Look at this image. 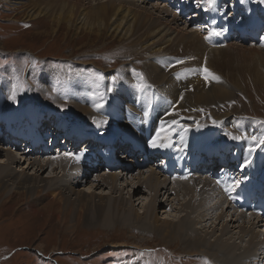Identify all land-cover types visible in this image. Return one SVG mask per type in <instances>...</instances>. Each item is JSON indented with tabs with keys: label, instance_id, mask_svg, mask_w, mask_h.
I'll return each mask as SVG.
<instances>
[{
	"label": "bare ground",
	"instance_id": "6f19581e",
	"mask_svg": "<svg viewBox=\"0 0 264 264\" xmlns=\"http://www.w3.org/2000/svg\"><path fill=\"white\" fill-rule=\"evenodd\" d=\"M115 1L117 0H99L98 3H94L97 6H91V8H86L79 0H60V5L57 4L59 6L58 9H52V4H50L51 2L49 4H46V9L49 11L48 14L51 15L53 18H59V20L60 18H62L63 20H65L70 28L71 26H76L79 28H92L94 25H106L107 28L113 30L114 32L120 34L123 37H128L129 39L130 33L133 32L134 27L138 26L140 22V17H142L144 13L141 14L139 12V14L136 15L134 13L135 10H133L134 8L132 6H126V4H128V2L131 0H120V2L118 3L119 5H115ZM194 1L195 0H193L192 2ZM217 1L219 2L220 0H215V2ZM230 1L231 0H228V2ZM250 1H252L253 3L257 2L260 5L264 3V0ZM20 2L24 1L21 0ZM240 2L242 3L241 0H238L236 3L239 4ZM243 2H246V0H243ZM131 3H135V1H131L130 4ZM182 3L184 6V13H180L176 9V14L180 15V17H186L189 13V15L192 16L190 19L192 20L191 23L195 24H200L201 21H205V18L201 15L202 13L205 14L207 12L203 6V0H201V5L199 6H191L190 4H186L187 1H183ZM173 4L171 5V8H175ZM60 6L62 8H60ZM224 6L226 7L227 11L230 12L231 9L228 7V3H226ZM153 7H155L157 10L159 9L161 13H170V11L167 10L168 4L161 5V3H157L153 5ZM190 8H192L191 11ZM64 9H68V12H65L66 14H64L63 17H60V14H62V10L64 11ZM209 10L211 14L215 13L214 8ZM42 12L43 8L39 11V13L42 14ZM35 13V11H31L28 15L31 16ZM197 13L199 15H196ZM232 13L237 16L243 17V15H241L238 9H233ZM170 14L172 15V17H175L172 12ZM250 14H253L251 10ZM235 15H233V17H235ZM197 17L198 19H195ZM201 17H203L202 20ZM244 18L246 19V17ZM155 24L156 23L146 29L147 31H145L146 33L144 34L146 36H150L149 39H146L147 41L144 49L149 48V52H151V54L152 52L154 54L163 50L162 47L159 48L158 46L169 45L178 32L176 29L177 27L171 24L168 26H165L163 24L155 26ZM138 30L136 29V32ZM260 30H262V33L264 32L263 21L262 23L255 26L253 29V31ZM194 32L195 34H188L185 38L190 42L195 43L194 49L199 52V57L203 56V60H205V57L210 58L212 56L210 54L216 52V50L220 47H226L229 45L231 47L234 44L231 41H228V39H223L221 42L226 43L223 46L220 45L221 42L217 45L210 46L207 45V43L203 40V32L201 28H197ZM238 37L239 35H236L235 40H238ZM185 38L180 40V43H183L185 41ZM239 40L244 42V40L242 39ZM188 45L191 46L190 44ZM243 47L245 48L246 46L243 45ZM247 51H249L251 55L246 54L245 56H241V54L240 56L244 58H241L243 59V61L241 60L238 63L236 62L237 59L235 60V57L239 55L238 52L236 54H232L228 51L221 56L223 60L228 61L227 66H224L225 70H227L226 68L231 66L235 67V70L231 75V79H238L242 77L241 75H243L244 73H241L245 69V71H247L248 73L256 68L257 62L260 61L261 57H259L257 60L255 59V57L258 56L262 50L256 49L253 46ZM145 67L147 68L146 65ZM189 67L191 69L190 71H181V74L178 75L181 77H183L184 75L183 79H181V83L182 86L187 90L181 89L179 87V83H173L176 80L173 76H170L169 79L171 83H169V87H165V90L162 91H159L160 89L158 90L157 88H155L157 89L156 91H159V93H162V96L168 99L170 106L164 107L159 102H155L154 109L156 110V113L154 112L155 114H153L152 112H149V115L147 117L144 116L146 106L144 107L145 103L143 101L147 100H144V94L148 91V89L146 88L152 85L147 81L144 87H135L137 99H139V91L142 90L140 96L143 97H141L142 102H139L141 103L139 106L130 105L131 103H133V100L130 99L129 104L125 103L123 107H119L118 102L121 101L119 99L120 95H113L114 99L111 101L110 104L113 106L116 103L119 108L118 112L124 115V119L118 117V112H116L113 108L114 106L112 107L110 104H101L98 102L97 105L101 104L102 107L97 108L95 106H89L86 103L80 101L79 103L72 102L74 100H77L76 98L79 95L78 91H80V89L82 88L78 86L79 84H77V86H75L74 88L75 93L68 99L70 102L68 106L69 115H74L76 116V118L91 123V121H93L92 116L94 112L97 111L99 113L100 119L96 121H106V123L98 125L95 124V122L94 125L90 126L74 125V128L72 127L73 130H71V135L66 134V131L68 133V129L70 127L66 126V128H68L66 129L63 128L60 123L59 125L53 124L52 117L50 118L48 116H41L38 119L37 116L40 115V112H37L39 110L37 107H33L36 108L37 111H35L34 109H32V107L30 108V105L27 104V106L20 107L22 109L21 111L19 107H17L16 110L14 108L13 110L16 112L12 113L10 111V109L12 108L5 107V105L8 103V100L12 105H16L18 102L10 100L9 97L12 94V90L8 87H5L1 78L0 153L5 150L4 148H6L7 151L5 150V157H0V201L6 203L7 207L11 208L12 206H18L19 204L29 200L31 205L34 207L32 208V213L41 216L46 215L47 212L53 214L56 213L57 220L62 224L64 222V218L60 215V213L65 207V204L68 202L71 208V211L68 214L71 215L72 212L76 213V225L81 222L87 225H93L97 222H101L105 223L106 227H115L118 223L121 222L123 224L122 226L125 225L128 227H136L138 231L146 235L149 233L162 234L161 242L165 246H168L167 243L180 239V242H177L175 246H179L181 244L184 249H180V251L185 254L198 256L199 258L203 259L204 264H263L264 236L262 233L263 230L261 229L262 225L264 226V221L262 220L263 217H258L255 215L254 217H252V214L249 215L248 213H244L235 209V207H233L232 204L229 203V201L220 192H218V187L215 184L216 176L211 177L213 171L211 173L209 171V176L199 175L198 178L195 177L193 179L182 176V174L180 173V169L183 167L184 163H187L188 166L191 168V173L194 171L195 168H197V165L199 167L210 166L207 162L210 161L209 158L211 154L207 153L201 156L200 153V151L205 148L206 143L209 139H203L201 148H199L200 146L197 148H195L194 146L197 141H201L200 137L203 133L199 135V132L204 129V125L207 124L206 120L208 122V125L206 126L207 128H209L210 124L213 126V129L209 130V132H212L213 135L222 134L223 138L217 139L218 141L226 140V134L233 131L239 132V134L236 132L232 133L235 136L243 137V132L244 134H247L250 138L252 136H256V134L253 135L252 132L249 133L243 127V123L250 124L253 120H249V118H247L246 116V113H244V117L246 119L244 117L242 119H239V114L238 116L236 115L238 112H227L224 114H220V116L218 117H215V115L213 114H209V112L207 114L204 112V123L200 124V126L198 127L196 125V123L198 122L191 121L194 123L189 126L190 128H192L188 132V137L187 135L184 136L183 133L185 131L181 130V126L189 125L188 121H190V115L195 114L194 117L198 119L200 117L199 115L203 114V108L208 107L212 103L215 104V102L217 103V106H214V108L219 110L225 102H223L222 100H225L226 98H232L234 95L232 93H228V84H230L229 82L225 83L227 85L217 84H222V82L226 80L223 79L222 76L221 79L223 80L209 81V83H207L199 78V75L196 72L199 71L198 68H194V66ZM172 71L174 70L172 69ZM124 74L127 76L126 73ZM263 75L262 77L258 76L260 84H264ZM48 77L49 76L40 78L41 80H43L41 81V84H44L45 86L54 85L50 78L48 79ZM147 79H151L152 81L155 80L154 77H148ZM154 82L156 83V81ZM123 86L127 88L129 87V84L127 86ZM153 87L155 86L152 85L149 91H152V89H154ZM188 90H190L191 92ZM129 92L130 91H128L127 94L122 96L127 97ZM85 99L87 98H84L83 96L82 100ZM150 99L151 97L149 98V100ZM218 100H221V102H218ZM61 104L65 105L64 103ZM110 110L112 112H110ZM28 115L35 117L33 119H29L28 122L26 121ZM140 116L141 119L139 122L138 118ZM5 119L7 120V122H5ZM142 119L144 121L143 124L141 123ZM146 119L148 120V122L145 128ZM172 120L177 121V124L172 126L175 128L174 132L176 134L172 132L170 137L163 141L164 143H171L172 146L156 148L151 147L149 141L155 135L157 129L160 127L161 122H164L166 125H168ZM213 120L217 121L218 123L212 124ZM38 123H41V125L42 123H45L50 127V130L54 131L48 137L46 129H44L43 131V129H41V126ZM220 123H222L221 126H224L228 130L226 134L222 133V127L218 128L217 126H215L217 124L219 125ZM81 127L82 129H80ZM249 128L255 129V131L259 133L258 127L249 126ZM105 132L112 133L113 136L109 137V133ZM72 133L79 134L73 135ZM96 133L97 135L95 136ZM173 133L175 134L174 136ZM84 134H91L92 142L90 143L84 140L76 148H83L85 144L86 146L90 145L92 147V144H94L95 142L98 143L97 140L102 139L104 144H99L104 145L105 147L121 145V148H124L125 146L119 144L120 141H123L124 143H128V145L133 147L134 149V151H129L128 148L125 147L124 149H122V154L118 155L117 152L113 153V158L115 159H112V154L111 152L109 153V151H103V153L101 154L98 151L94 152V150H92L91 154H86V163L90 166L88 168V171H91L93 169L94 164H103V167L106 169V171H103L101 175L98 174L97 176L98 180L102 182V186H107V184H111L110 190L107 193L96 192V189H100L102 187L100 186V182L92 186L93 190H89L88 188V190L85 191L84 189L80 190L75 187L81 183V180H85V183L88 182V179H90L91 175L82 171L76 172L77 169L80 168V166L77 167V161H79V159L77 160L72 158L71 156H66L64 154L72 153L79 156L80 153L83 154L84 152H88L89 150H91L90 147L78 151L76 150V148H70L66 144L61 145L58 151H54L51 154H42L43 152L52 149L48 146V142L50 140L53 144L56 145L59 144L58 142L62 139L61 137H65V139H74L76 137H81ZM43 136H45L46 138L43 139ZM229 139L232 140V143L235 144V148L238 149L239 154H236L235 159L232 158L233 156L229 157V159H231L232 161H227V164L219 168V170L225 168V170L221 173L224 175L230 173L231 180L239 179L241 180V182L250 185L254 192L255 189L259 190L263 182L262 180L260 181L257 179L258 176L263 177L264 181V154L262 153L264 152V146L257 148V151H260L262 153L258 156V160H260L259 165H257V163L253 166L251 165V167H255V165H257V168L247 167L245 169H241L240 164L243 162L244 157L248 155L247 150L252 141L251 139L249 141H246L245 137L244 139L240 140H234L230 137ZM20 140H24L25 142L33 145V148H15L16 145L20 144ZM38 146H41V151L39 150ZM94 146L96 145H93L92 148H94ZM217 146L221 149V146ZM226 149H229V151L231 150L229 147H226ZM127 150L131 154L132 160L126 158L129 156V154H127L126 152ZM257 151L251 154L252 157L254 156V154H256ZM34 152H36L37 154H34ZM222 155L220 153H217L215 155V158L217 159L214 162V165L217 166L220 164L219 161H223ZM193 157H195V159L190 162ZM203 157L205 159L201 160V158ZM22 159L28 161L27 170L31 169L34 173L30 174L26 172L27 170L23 171L22 169L23 172H21L24 174L17 176V173L14 172V163L20 162V160ZM144 160H146L148 164L144 163ZM235 161L237 162V166L234 167V169H229L228 166L230 162ZM176 164L177 168H174ZM200 164H203V166H201ZM115 165H120L121 167L123 166L124 168H128L130 170L128 171L130 172L128 175L131 174V176L132 173H140L141 171L142 174H148H145V177H141L139 181H137L139 177H132V179L127 180V184H122L121 187L118 189L116 187L118 181V176L116 175L117 173L107 171L113 169ZM135 166L138 168H135ZM50 167L53 169L52 174L47 177H43L42 173H45ZM212 168H215V166ZM58 169H60V172L57 174ZM219 170L217 171L216 175H219ZM72 173H78V175L75 176L72 175ZM234 175L238 177L236 178ZM56 177L59 178L56 179ZM61 177L63 179H61ZM66 177H69V179L67 180ZM173 177H176V179H174ZM240 177H243V179H240ZM109 178L111 181H107V179ZM50 179L51 181H49ZM56 180L59 182H57ZM134 181H137V183L134 184ZM172 182L173 185L171 184ZM187 182L194 183L195 185L191 186V184H187ZM144 183H146L147 185L144 186L145 189H142ZM166 184H170L169 186H172V190L170 191L175 193H172V195L175 196L172 197L171 200L172 202H175V211L176 209H179L180 212L178 211L179 213L172 217L166 216L160 218L157 215L156 209L160 205H162V203L160 204V202H158V197L161 191L162 196H166V193H164V191L167 190L164 189ZM199 184L202 185V188L200 189L197 186ZM133 187H137L138 189H132ZM147 188L149 190H154V197L150 195V199H148V201H142L140 209L135 208L133 203L135 200L134 197H136V191L139 190L140 192H142L143 190L144 193H147ZM182 189L184 192H186L185 195H188L187 197L189 199V202H183L180 205H177L176 202H178L179 204V201L181 200V198H179L180 193L178 192H183ZM124 190L128 191L127 193L129 194V196L126 197L127 199H123L121 201L113 200L112 194L114 191L121 192V195L124 194ZM195 192L200 194H197V197H195ZM210 192L213 195H211ZM168 194L169 195L167 196L166 200L170 198V192H168ZM187 197L185 196V198ZM220 197L224 199L222 200ZM211 202L215 203L210 205ZM217 204H219V206L223 205L226 209L220 211L219 214L217 213L218 218H222L227 214V219L229 222H221L218 220L216 221V223H212V225H215V227L212 226V230L210 232L205 231L206 222L208 220H212L211 212L220 210ZM110 220L115 221L111 222ZM139 222L142 223L139 224ZM219 224L221 225V227ZM138 226H141L142 230L138 229ZM257 228L259 229V231L257 230ZM119 244H121L120 246L127 245L124 243Z\"/></svg>",
	"mask_w": 264,
	"mask_h": 264
},
{
	"label": "rangeland",
	"instance_id": "374dc122",
	"mask_svg": "<svg viewBox=\"0 0 264 264\" xmlns=\"http://www.w3.org/2000/svg\"><path fill=\"white\" fill-rule=\"evenodd\" d=\"M20 1L21 0H0V79L2 78L5 87H8L11 90H13L14 85H17L16 99L10 100L18 103L16 105H12L8 100V103L5 105V107L12 108L10 109L12 113L16 112L13 110L14 108L16 110L17 107L20 108L22 106H27V104L35 111L37 110L33 107H37L39 109L37 112H40V115L37 116L38 119L41 116L52 117L53 122H55L56 125L60 123L63 128H66V126L70 127V130L68 128L66 129H68V134L71 135V130H73L74 125L90 126L95 123L93 118H95V121L100 119L97 111H95L92 116V124L76 118L74 115H69L68 106L70 102L68 99L75 93L74 88L77 84H79L78 86L82 88L78 91L79 95L76 98L77 100L72 102L79 103L80 101L89 106H95L98 102L109 105L114 99L113 95L115 94L116 96L120 95L121 97H119L121 100L118 102L119 107H123L125 103L129 104L130 99L133 100L134 103H131L130 105L139 106L141 104L139 102H142L141 97L143 96H140V93H142L141 90L138 94L139 99L136 98V88L144 87L147 81L155 86L153 87L154 89L157 88L158 90L160 89L159 91H162L165 90V87L170 86L169 83L171 82L169 78L170 76H173L176 80L173 83H179V87L181 89L187 90L181 83V79H183L184 75L183 77L178 75L181 74V71H190L191 69L189 66H194V68L196 67L199 70L196 71L199 78L207 83H209V81L226 79L222 82V84H217L227 85L225 83L229 82L228 93H232L234 95L232 98L222 100L225 102L219 110L214 108V106H217V103L215 102V104L212 103L208 107L203 108V114H198L200 116L198 119L194 117L195 114H192L193 117L190 115V121H188L189 125H187L188 131L183 133L184 136L187 135L188 137V132L190 130L189 126L195 121L198 122L196 125L203 124L205 113L207 114L208 112L209 114L215 115V117L227 112H238L236 115L238 116L239 114V119H242L244 117V113H246L247 118L253 121L250 124L243 123V127L249 133L252 132L253 135L256 134V137L264 136V84H260L259 82V77H262L264 74V70H262L264 69V45H256L251 43L249 40H244V42L241 40H235L236 35H234L228 39V41L234 43L231 47L230 45L226 46L227 48L220 47L216 50V52L210 54L212 55L210 58L205 57V60H203V56L199 57V52L194 49L195 43L190 42L185 38L188 34H195L194 31L197 29L196 26H192L193 23H191L192 20H190L192 16L188 13L186 17H180V15L175 13L176 8H171L173 3V5H176L179 2L182 3L183 1H187L186 4H190L191 6H199L201 5V0H195L194 2H192L193 0H131L135 1V3L131 4V1L128 0L129 2L126 6H132L136 15L139 14V12L141 14L144 13L143 16L140 17L138 26L134 27L133 32L130 33L129 39L128 37H123L107 28L106 25H94L92 28L86 27L87 29L76 26H71L70 28L65 20L62 18H60V20L59 18H53L48 14L49 11L46 9V4H49L50 2V4H52V9H58L59 6L57 4L60 5V0ZM79 1L86 8H91V6L95 7L97 6L95 4L99 2V0ZM237 1L231 0L228 2V0H220L219 2H215L213 7L215 14L218 13L219 15H225L224 18H228L226 13L223 14L224 9L222 8L225 7L224 5L226 3H228V7L231 9L229 13H232L233 9H238L243 17H251L249 9L250 7H254V3L250 0H246V2H240L237 4ZM119 2L120 0H117L114 4L119 5ZM157 3H161V5L168 4L167 10H169L170 13L172 12L175 17H172L170 13H161L159 9L157 10L153 7V5ZM256 5H259L260 7V13L258 15L263 18L264 22V3L260 5L256 2ZM42 8L43 12L40 14L39 11ZM60 8L62 7L60 6ZM191 9L192 8H190V11ZM31 11H35V14L37 15L34 14L29 16L28 14ZM65 12L67 13L68 9H64V11L62 10L60 17H63V15L66 14ZM196 15L199 14L197 13ZM231 18H234L233 15ZM231 18L229 17L228 19L231 20ZM195 19H198V17ZM202 19L203 17H201V20ZM203 22L204 21H201L200 24ZM154 23H156L155 26L160 24L168 26L171 24L177 27L176 29L178 32L169 45L158 46L159 48L162 47V52L159 51L160 53L157 52L154 54L152 52L151 54V52H149V48L144 49L147 41L146 39H149L150 36H146L144 34L146 33L145 31H147L146 29ZM136 29H139V32H136ZM253 29L251 31H253ZM201 30L203 32L202 28ZM184 38L185 41L180 43V40ZM224 44L226 43H220L222 46ZM243 45L246 47L244 48ZM253 46L256 49L262 50L260 54L255 57L256 60L261 57L255 68L257 71L254 69L253 71L255 72L250 71L247 73L245 69L241 73H244L241 75L242 77L238 79H231V75L234 72L235 67L231 66L225 70L224 66H227L228 61L223 60L221 56L228 51L232 54H236L238 52L239 55L235 57V60L237 59L236 62L238 63L241 60L243 61L241 58L244 57L241 56H245L246 54L251 55L247 50ZM33 60L37 61L35 66L32 64ZM177 61H181L182 63H177ZM172 69L174 71H172ZM204 69H207L208 71L205 72ZM124 73H126L127 76ZM141 73L143 74V79H141L139 75ZM47 76H49L48 79L50 78L54 85L45 86L44 84H41V81L43 80L40 78ZM206 76L208 77L207 79L205 78ZM221 76L223 79H221ZM113 77H115V80H113ZM148 77H154V81H156V83L151 79H147ZM214 77H219V79H215ZM128 84L129 87L127 88L123 86H127ZM152 85L146 88L148 91L144 94V100H147L143 102L145 103L144 107L146 106L145 111L155 114V102H159L164 107L170 106V103L167 98L162 96V93L156 91L157 89L149 91ZM109 88L112 89L111 91L113 94L111 91H108ZM53 89H55V91ZM128 91L130 92L127 97L122 96L127 94ZM83 96L87 99L82 100ZM150 97L151 99L149 100ZM136 100L138 104L136 103ZM218 102H221V100H218ZM61 103H64L65 105H62ZM113 106L114 110L118 112L119 108L116 103ZM21 110L22 109L20 108V111ZM110 112L112 111L110 110ZM119 114L120 113L118 112V117L124 119V115ZM27 117L26 121L33 119L35 116L28 115ZM140 119L141 116L138 118L139 122ZM5 122H7L6 119ZM141 123H144L143 119L141 120ZM206 123V125H204L205 127L208 125L207 120ZM249 126L258 127L259 133H257L255 129L249 128ZM221 127L224 130L223 132L226 134L228 130L224 126ZM80 129H82V127ZM181 130H183V126H181ZM202 132L203 131H200L199 134ZM235 132L233 131L230 133ZM236 133L239 134V132ZM202 137L203 135L201 138ZM243 137H245L246 141L250 140V137L247 134H244V132ZM61 138L62 139L58 142L59 144L56 145L50 140L48 142V146L52 149L47 150L42 154H51L54 151H58L61 145H66L67 140L64 139L65 137ZM201 138V141H197L195 144V148L199 146V148H201L203 141V138ZM218 138L222 139V134L218 135ZM225 138L232 143V140L229 139L227 134ZM97 141L98 143L104 144L102 139ZM69 144H67V146H69ZM231 146L235 148L234 143L226 147H229L233 151L234 149ZM86 148H88V146L85 148H76V150L80 151L81 149ZM4 149L6 150V148ZM5 150L3 151L4 153H0V157L6 156L7 150ZM39 150L41 151V148H39ZM92 150H94V148ZM92 150H89L87 153L91 154ZM212 152L213 151L207 152L205 148L200 151L201 156L207 153L212 154ZM35 153L36 152H34V154ZM262 153L264 154V152ZM262 153L257 151L256 154H254L252 157V166L256 163L259 165L260 160H258V156ZM79 156L80 158L79 161H77V167L80 166V168L77 169L76 172H86L89 173L91 177L86 183L85 180H81V183L75 187L80 190L84 189L85 191H87L88 188L89 190H93L92 186L100 182L97 175H101V173L106 171V169L103 167V164H94L93 169L88 171L90 166L86 163L85 152L82 155L80 153ZM232 158L235 159L236 154H234ZM216 159L217 158L212 161L215 162ZM257 165L249 168H257ZM236 166L237 162H230L228 168L234 169ZM27 168V160L22 159L20 162L14 163V172L17 173V176L24 174L22 172L26 171ZM135 168L138 167L135 166ZM30 170L28 169L26 172L30 174L34 173ZM107 171L117 173L116 175L118 176V181L116 187L118 189L122 184H127L128 179L130 180L132 177H139L137 179V181H139L141 177H145V174H148H142L141 171L140 173L134 172L131 176V174L128 175L130 173L128 171L130 170L128 168H124L123 166L121 167L120 165H115L113 169ZM52 172L53 169L50 167L45 173H41L43 177H47L52 174ZM59 172L60 169L57 170V174ZM72 175L77 176L78 173H72ZM69 177H66V179L68 180ZM57 178L59 177H56V179ZM173 178L176 179V177ZM61 179L63 178L61 177ZM240 179H243V177H240ZM49 181H51V179ZM107 181H111L110 178L107 179ZM137 181H134V184L137 183ZM101 183L102 182H100V186L103 185ZM171 184L173 185V182ZM187 184H191V186L195 185L191 182H187ZM146 185L147 184L144 183L142 189H145L144 186ZM169 185L170 184H166L164 188L167 189L164 191L166 196H162L161 191L158 197V202H160V204L162 203V205L156 209L157 215L160 218L166 216L172 217L180 212L179 209H176L175 211V202H172L171 200L175 195H172L173 192L170 191L172 190V186ZM197 186L199 189L202 188L201 184ZM110 187L111 184H107V186L104 185L100 189H96V192L107 193L109 192ZM132 189L138 188L133 187ZM147 190V193H144L143 190V193L139 190L136 191V197H134L135 200L133 203L135 208L140 209L142 201H148V199H150V195L154 197V190H149L148 188ZM127 192V190H124V194L120 195L121 192L114 191L112 194L113 200L121 201L123 199H127L126 197L129 196ZM168 192H170V198L166 200L169 195ZM178 193H180L179 198H181V200L179 201V204L176 202L177 205H180L183 202H189L187 197L188 195H185L186 192L179 191ZM197 194L199 195L200 193L195 192V197H197ZM210 194L213 195L211 192ZM184 195L187 198H185ZM221 199L223 200L224 198ZM213 203L215 202H211L210 205ZM217 206H219V204H217ZM32 208L34 207L31 205L29 200L19 204L18 206H12L11 208L7 207L6 203L0 201V264H204L203 259L198 256L185 254L180 251V249H184L181 244L179 246H175L177 242H180V239L167 243L168 246H165L161 242L162 234L149 233L146 235L138 231L136 227L122 226L123 224L121 222L115 227H106V224L101 222H97L93 225H87L81 222L76 225V213L72 212L71 215L68 214L71 211L68 202L65 204V207L60 213V215L64 218L63 224L57 220L56 213L53 214L47 212L46 215L41 216L32 213ZM219 209L220 210L218 211L211 212L212 220H208L206 222L205 231L210 232L212 230V226L215 227V225H212L213 222L216 223L218 220L221 222L228 221L227 214L222 218H218L217 213L219 214V212L223 211L225 207L220 205ZM110 221L114 222L115 220ZM141 223L142 222H139V224ZM138 229L142 230V227L138 226ZM261 229L263 230L262 233L264 236L263 225ZM257 230L259 231L258 228ZM119 243L127 245L120 246L121 244Z\"/></svg>",
	"mask_w": 264,
	"mask_h": 264
},
{
	"label": "snow or ice",
	"instance_id": "6c2138e0",
	"mask_svg": "<svg viewBox=\"0 0 264 264\" xmlns=\"http://www.w3.org/2000/svg\"><path fill=\"white\" fill-rule=\"evenodd\" d=\"M215 5V0H203V6L205 8V10H209L212 9ZM220 32L215 31V29H212L209 31V34L207 37H205V39H209L211 36L214 35H220ZM37 63V61L33 60L32 64L33 66H35ZM177 63H182L181 61H177ZM205 72H207V69H204ZM141 79H143V74H139ZM206 79L208 78L207 76L205 77ZM215 79H219V77H214ZM113 80H115V77H113ZM16 87L17 85L13 86V90H12V94L9 97L12 100L16 99ZM22 90V89H21ZM55 91V89H53ZM112 89L109 88L108 91H111ZM95 107L99 108L102 107L101 104L95 105ZM149 115V112L145 111L144 112V116L147 117ZM98 125L102 124V123H106V121H95ZM218 123L217 121L213 120V124ZM177 121L176 120H172L170 122V124L166 125L164 122H161L160 127L157 129L155 135L152 137V139L149 141V144L151 147L156 148V147H171V143H164L163 141L165 139H168L171 135L172 132L175 131V128L172 127L173 125H176ZM198 127L200 125H197ZM183 131H188L187 126H183ZM227 135L234 140H240V139H244V137L242 136H235L232 133H227ZM252 143H250L249 147H248V155L244 157L243 162L240 164V168L241 169H245L247 167H251L253 160H252V153L256 151L257 148L264 146V136H260V137H256V136H252L251 138ZM64 155L66 156H71L74 159H79L80 156L76 155V154H72V153H65ZM82 155V154H81ZM241 183V180L239 179H233L231 181V183L229 185L226 186V190H228L229 192L233 191L235 187L239 186Z\"/></svg>",
	"mask_w": 264,
	"mask_h": 264
}]
</instances>
